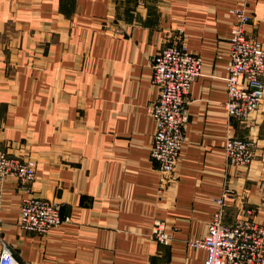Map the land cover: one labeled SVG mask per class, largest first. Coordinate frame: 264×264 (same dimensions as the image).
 Listing matches in <instances>:
<instances>
[{"label":"crops","instance_id":"1","mask_svg":"<svg viewBox=\"0 0 264 264\" xmlns=\"http://www.w3.org/2000/svg\"><path fill=\"white\" fill-rule=\"evenodd\" d=\"M236 3L0 0V149L35 162L29 191L0 182V237L21 264H202L206 254L189 242L203 238L225 189L235 199L225 201L224 223L243 210L264 222V103L250 127L224 108ZM247 10L246 34L264 47V0ZM181 42L201 59V74L189 85L176 171L160 191L151 58ZM230 137L254 142L247 167H226ZM28 195L57 202L62 225L22 232ZM155 219L166 245L151 238Z\"/></svg>","mask_w":264,"mask_h":264},{"label":"built area","instance_id":"2","mask_svg":"<svg viewBox=\"0 0 264 264\" xmlns=\"http://www.w3.org/2000/svg\"><path fill=\"white\" fill-rule=\"evenodd\" d=\"M249 2L237 0L236 8L231 11L234 24L228 38L229 59L225 66L226 115L245 127L254 124L252 116L264 103V47L246 34L251 22ZM200 67L201 59L182 42L163 47L151 58L152 83L158 94L147 112L155 122L150 154L157 163L160 191L176 171L188 122L186 98L190 83L201 74ZM253 150L250 137L228 138L223 145L226 167H247L254 157ZM5 178L16 179L29 191L35 180V162L0 149V182ZM231 199L235 197L227 189L215 199L217 210L211 215L203 238L192 239L189 246L204 251L202 264H264V222H255L251 211L243 210L233 224L224 223L225 201ZM1 211L0 207V214ZM63 222L57 202L32 195L22 198L17 219L22 232L44 236ZM151 238L163 245L170 242L164 221L153 220ZM0 264H21L1 237Z\"/></svg>","mask_w":264,"mask_h":264},{"label":"rangeland","instance_id":"3","mask_svg":"<svg viewBox=\"0 0 264 264\" xmlns=\"http://www.w3.org/2000/svg\"><path fill=\"white\" fill-rule=\"evenodd\" d=\"M165 230H166V226H165ZM167 233V232H166ZM167 235H168V233H167ZM168 237H169V235H168Z\"/></svg>","mask_w":264,"mask_h":264}]
</instances>
